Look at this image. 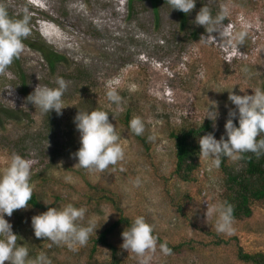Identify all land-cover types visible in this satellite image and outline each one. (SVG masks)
Segmentation results:
<instances>
[{"label":"rangeland","instance_id":"374dc122","mask_svg":"<svg viewBox=\"0 0 264 264\" xmlns=\"http://www.w3.org/2000/svg\"><path fill=\"white\" fill-rule=\"evenodd\" d=\"M0 5L15 19L29 15L31 34L26 39H42L66 58L51 72L41 54L25 42L18 58L29 95L37 86L56 87L57 77L65 80L61 115L42 113L26 100L13 64L0 73V105L11 112L10 117L0 114V172L13 154L30 161L33 192L47 206L5 215L30 258L44 251L52 264H109L110 249L96 247L95 238L120 214L131 220L143 216L153 226L157 250L148 264H247L238 258L239 248L264 252V202L253 205L250 217L234 219L231 235L215 231V214L206 217L207 205L225 202L227 174L243 172L244 158H221L216 167L198 152L197 168L183 180L175 172L171 137L178 129L195 127L202 128L201 136L213 133L218 140L228 109L235 108L228 91L241 96L252 95L256 88L264 91V0H196L185 28L166 1L158 5L157 15L149 0L134 2L132 10L128 0H0ZM206 5L213 16L227 11L223 30L247 31L244 45L228 47L217 33H212L217 43L192 39L194 30L200 37L208 35L193 23ZM108 87L121 96L119 107L107 100ZM211 102L217 104L215 122L205 117ZM93 109L109 112L125 153L103 172L80 168L73 155L80 147L73 119L78 111ZM134 116L144 122L145 144L128 127ZM150 135L153 140H148ZM137 177L141 183L134 187ZM105 192L116 205L91 199ZM68 203L86 209L80 223L94 220L95 234L76 251L49 248L46 238L34 236L31 218ZM124 230L108 240L116 246L118 264H138L135 254L120 247ZM165 241L172 250L168 256L159 251ZM180 243L183 247L173 248Z\"/></svg>","mask_w":264,"mask_h":264},{"label":"clouds","instance_id":"9594fccd","mask_svg":"<svg viewBox=\"0 0 264 264\" xmlns=\"http://www.w3.org/2000/svg\"><path fill=\"white\" fill-rule=\"evenodd\" d=\"M166 2L170 10L185 14L190 13L196 5V0ZM226 17L227 11L224 9L213 16L207 5L201 7L193 23L203 26L208 35H202L199 42L217 43L216 37L212 35L217 33L228 47L234 46L238 49V46L244 45L247 31L230 33L223 30L222 24ZM29 22L30 17L27 14L19 19L10 18L7 9L0 5V73L20 57L23 50L22 41L31 34ZM242 71L247 75L249 70L244 67ZM55 84L56 87L37 86L26 100L38 107L42 113L55 111L57 115H61L64 108L62 96L67 84L61 77L56 78ZM105 95L109 102L119 107L122 98L115 88L108 87ZM227 99L235 108L228 109L224 133L218 140L213 133L203 135L198 140L200 158L210 160L216 167H219L221 158L236 162L241 160L245 153H252L256 158L264 155V91L256 88L252 95L241 96L231 89ZM108 113L99 109L78 111L73 119L80 142V147L73 155L78 160L76 165L82 169L103 172L110 165L115 166L124 159L125 153L118 143L119 138L113 124L109 122ZM217 116V104L211 102L205 117L215 122ZM234 119L238 126L234 124ZM128 127L137 136L142 135L145 130L144 122L139 116L131 118ZM153 139L154 136L148 137V140ZM30 169V161L13 154L8 166L0 172V264H5L6 261L8 264H52L44 251H40L35 258H30L28 248L17 243L18 236L13 233L11 223L5 219V215L11 217L14 210L29 206L33 195ZM132 183L134 187H139L141 181L137 177ZM85 213L84 207L77 208L72 203L49 207L47 211L31 218L34 236L37 239L46 238V241L50 242L49 248L56 245L76 251L78 247L87 245L97 229L94 220H88L87 224L80 223L84 220ZM213 214L216 216L215 231L218 234L231 235L234 221L232 205L227 201L213 206L207 205L206 217ZM153 232V226L146 222L143 216H136L127 230L122 232L123 243L120 247L135 254L138 264H148L150 254L157 250V238ZM159 251L165 256L172 254L166 241L159 244Z\"/></svg>","mask_w":264,"mask_h":264},{"label":"trees","instance_id":"16d2710c","mask_svg":"<svg viewBox=\"0 0 264 264\" xmlns=\"http://www.w3.org/2000/svg\"><path fill=\"white\" fill-rule=\"evenodd\" d=\"M140 0H128L129 7L132 10L134 2ZM154 8L155 14L158 12V5L162 1L166 0H149ZM181 20V27L185 28L188 24L187 14L176 10ZM10 18L15 19L14 15L9 13ZM191 37L194 40L200 38V33L194 30L191 33ZM28 47L33 48L41 54L46 64L48 65L51 72H54L56 65L58 63L66 62L65 56L58 53L53 47L48 45L44 40L35 38L34 40L23 39ZM19 59L13 61V67L16 69L18 76L21 80L20 92L25 96H29L26 87L25 76L21 73L19 69ZM130 112L126 113V122H128L130 117ZM0 114H4L10 117L11 112L9 109H5L0 105ZM209 124L204 125L208 127ZM202 128L183 127L171 133L172 139L175 141V158H176V174L183 180H189L190 173L197 168L196 156L199 152V144L197 143L198 137L201 136ZM143 144L146 143V139L141 135L137 136ZM243 158L246 162L245 169L241 173H228L227 174V192L225 201L230 203L233 207V217L234 219H241L244 217H250L253 212V205L256 203L264 202V155L256 158L253 154L245 153ZM93 200H104L109 201L116 205L114 197L109 195L107 192L99 195V197H91ZM29 206L37 209L47 208L37 195L33 192L32 199L29 201ZM132 220L128 217L120 214L119 217L111 222L107 227H105L95 238V246L102 244L109 248L111 251V256L109 264H118L117 249L116 246L108 240V237L120 231L124 228L130 226ZM183 243L173 246L174 249L178 250L183 247ZM94 246V248H95ZM239 260L247 264H264V252H246L242 248L238 250Z\"/></svg>","mask_w":264,"mask_h":264}]
</instances>
